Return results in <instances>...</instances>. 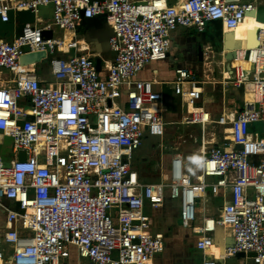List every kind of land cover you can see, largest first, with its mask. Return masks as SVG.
I'll use <instances>...</instances> for the list:
<instances>
[{
  "label": "built area",
  "instance_id": "1",
  "mask_svg": "<svg viewBox=\"0 0 264 264\" xmlns=\"http://www.w3.org/2000/svg\"><path fill=\"white\" fill-rule=\"evenodd\" d=\"M48 5L50 19L40 16ZM257 7L246 0H0V23L11 13L35 16L19 34L14 28L13 40L0 35V145L13 139L10 166L0 153V264H61L73 248L78 264H157L166 243L147 208L163 206L166 188L180 200V223L197 237L202 264H226L241 252L264 264V21L258 44L236 48L231 59L221 52L222 74L213 80L243 89L240 110L214 117L199 105L209 75L176 69L179 121L202 129L197 175L185 170L182 153L156 182L143 181L133 162L145 137L165 135L170 105L155 88L163 82L140 72L189 47L180 27L202 33L219 19L230 32L248 15L257 18ZM94 16L112 28L113 58L100 69L79 33ZM37 51L45 56L22 63ZM203 52L212 70L211 45ZM43 62L51 81L39 74ZM210 125L218 129L207 136ZM209 194L223 200L212 214L200 210ZM2 243L11 245L10 258Z\"/></svg>",
  "mask_w": 264,
  "mask_h": 264
},
{
  "label": "crops",
  "instance_id": "2",
  "mask_svg": "<svg viewBox=\"0 0 264 264\" xmlns=\"http://www.w3.org/2000/svg\"><path fill=\"white\" fill-rule=\"evenodd\" d=\"M175 1L176 0H173V2ZM246 1L254 2L257 5H264L263 0L262 1L261 0H246ZM52 15H53V7L51 5L43 6L41 8L40 10L41 17L50 19ZM34 20H35V16L32 12H29V11L17 12L16 14H13L12 22L5 24L3 27H0V35L6 38L7 40L11 41L14 38V28H15V33L19 34L21 31V24L23 22L25 21L31 22ZM103 21L106 22L104 17H103ZM178 32L181 33L183 37L186 38L187 40V42L183 41L182 44L184 46H189V47L187 49H183V50L171 53L169 57H167L166 59L158 61V62H154L153 66H150L152 64L146 66L139 74V76L142 78L158 79L163 82V83H157L155 85V88L158 90H161L164 93L167 101L170 102L169 108L172 106V108H170V118H174L177 115V111H178L177 103H176L177 96L173 94V85L171 81L174 80L176 76V69L179 67L194 70L197 77L200 79H204L205 75L207 76L209 75V78L211 79V81L203 85L204 91L202 94V99L199 102V105L205 108L206 110H208L209 112H211V114L214 117L216 116L219 117L220 115H222V113H229L232 111L234 112V111L240 110L242 107L243 98H244L243 89L236 88L235 86H232V85L225 86L222 83L216 82V81L213 82V80H216V79L218 80L221 77L223 67L220 61L222 60V57L217 55V57L214 59L213 69L209 70L207 69L208 65L205 63L206 59L204 56V52H203V58L202 60H200V58L197 55L198 47L194 48V46H196V40L202 46L206 44H210L211 39L214 40L213 37H209L211 35V32L207 31V32H202V33H196L194 29L187 28V27H180L178 29ZM79 33L82 38L86 39V32L83 26L79 28ZM204 33L208 35L206 38L202 37L201 39V35ZM193 36H196V40L195 38H193ZM175 38L178 40H181L179 36ZM87 42L90 45L91 53H93V56L96 59H101L102 62L108 59L112 60L113 53L109 49V40L104 44H102L100 41L95 40V39H92L91 41L88 40ZM175 53L176 55L174 58L175 60L174 64L172 63L169 64L168 62H164V61H167L170 58V56ZM41 65L44 68V72L42 74L43 77L47 79L48 81H51L53 78L49 74L48 63L43 62L40 64V66ZM179 107L181 108L182 104H180ZM198 126L199 125H197L196 127ZM148 137H154V136L145 137L143 145L145 144L146 138ZM174 154L175 153H171L169 155L166 154L161 157L163 166H162V171L160 172V175L149 176L142 172H139L137 169V171L139 172L140 178L145 182H156V181H161L163 179L165 180L167 178L166 169L168 168L170 159ZM228 198L229 197L227 196V200ZM222 203H223V200L220 196H213L212 194H209L208 199L205 202L204 208L202 207V204H201L200 210L201 212L205 210L207 213L212 214V213L218 212V210L222 206ZM172 206L176 208V217L180 220L179 218L180 203L173 204ZM165 216H167L166 212L161 214L159 223L165 220L164 219ZM152 221H153V224H155L156 222V224L158 225V222H157L158 220L153 219ZM179 227H182V229H186L181 225V223ZM223 230L224 228L221 229L222 233H223ZM159 231L161 232L162 229ZM182 231L184 230H181V228L178 230V228L175 227L174 229L167 232L166 235L168 236H167V239L165 240L166 250L162 254H160V258L157 259V264H202L201 252L195 246L197 237L194 234H191L187 230H185L184 233H181ZM226 233H227V241H231L232 236L230 234V231L226 230ZM3 234H4V229L0 228V235H3ZM170 239L173 241L172 242L169 241ZM186 241L188 244L184 243ZM169 242L175 243L177 245L171 246ZM190 242L191 244H189ZM178 246L180 248L179 250L176 249V247ZM1 247L4 249L6 258H10L11 257V245L6 244V243L4 245V243H2ZM236 257H245L248 260V264H253L250 261L249 257H247L246 255L245 256L238 255ZM79 261L80 259L77 255L76 249L73 248L71 252V256L63 258L61 260V264H78ZM246 264H247V261H246Z\"/></svg>",
  "mask_w": 264,
  "mask_h": 264
},
{
  "label": "rangeland",
  "instance_id": "3",
  "mask_svg": "<svg viewBox=\"0 0 264 264\" xmlns=\"http://www.w3.org/2000/svg\"><path fill=\"white\" fill-rule=\"evenodd\" d=\"M207 35L208 34L206 33L202 34L201 39L202 37L206 38ZM175 55L176 53L171 55L170 58L164 62H168L169 64L170 63L174 64ZM153 65L154 64L152 63V65L150 66ZM170 108H172V106ZM170 108H168L164 113V117L168 122L166 124L165 135L162 138L160 137L146 138L145 144L136 151L133 162L136 166V169H138L139 172H142L149 176H158L162 171L163 163L161 157L163 155L166 154L169 155L171 153H182L185 156V170L190 171L192 175H197L198 171L200 170V165L197 163V161L201 157L199 151L201 145L197 143V138L199 139L202 129L199 126L196 127L197 125H189L186 123H181L179 121L180 114H177V116L174 118H170ZM177 108L180 109L178 104H177ZM214 129L217 130L218 128L217 127L213 128L211 125L208 126L207 136H210L211 134L210 132ZM179 203L180 200L172 198L170 196V189L166 188L165 201L163 206L159 208H150V207L147 208V211L152 216V218L154 220H158L157 221L158 225L156 224V222L155 224H153L154 229L156 231L162 229L161 232L165 234L166 239L168 236L166 235L167 232L174 229L175 227H177L178 230L180 228L181 230H184L181 233H184L185 230H187L191 234H193L190 229H182V227H179L180 220L176 217V208L172 206L173 204H179ZM165 212L167 213V216H165L164 218L165 220L159 223L161 214ZM169 241L172 242L173 240L170 239ZM184 243L188 244L187 241ZM170 244L171 246L177 245L175 243H170ZM189 244H191V242ZM176 249L179 250L180 249L179 246L176 247ZM248 257H250V255ZM246 261L248 264V260L245 257H230L226 260V264H244V263L246 264Z\"/></svg>",
  "mask_w": 264,
  "mask_h": 264
},
{
  "label": "water",
  "instance_id": "4",
  "mask_svg": "<svg viewBox=\"0 0 264 264\" xmlns=\"http://www.w3.org/2000/svg\"><path fill=\"white\" fill-rule=\"evenodd\" d=\"M252 14H255L258 20L264 21V5H258L257 10L255 12H252ZM12 18H13V13H11V18L9 22H12ZM5 24L7 23L5 22L0 23V27H3ZM82 24L86 32L87 41L88 40L91 41L92 39H95V40L100 41L102 44H104L108 41V38L112 34V28L107 22L103 21L102 16H94L91 18L86 17L84 18ZM207 31L211 32V35L209 37H213L214 39H217L222 49L226 51L225 56L228 59L233 58L234 50L240 46V42L235 39V32L234 31H230V32L223 31L222 22L219 19L210 21L208 25L206 26V29L204 30V32H207ZM44 34L48 37H51L52 32L44 31ZM252 36H253L252 37L253 40L250 41V43L258 44L259 40L256 36V30H252ZM197 55L200 58V60H202L203 46L199 43H198V48H197ZM43 56H45L44 51L26 53L21 56V61L22 63L27 64V63H31L34 61H39ZM97 65H98V68L100 69L101 59H97ZM12 146H13V139L9 136H6L4 138V143L0 145V153L3 155L4 165L6 166H10L11 160L13 159ZM236 147L239 148L240 146L237 145ZM25 155H26L25 151H21L19 157L21 159H24ZM221 229H223V226L218 227V229L216 230L215 232L216 238L219 236V234L222 233ZM238 255L245 256V253L241 252Z\"/></svg>",
  "mask_w": 264,
  "mask_h": 264
},
{
  "label": "bare ground",
  "instance_id": "5",
  "mask_svg": "<svg viewBox=\"0 0 264 264\" xmlns=\"http://www.w3.org/2000/svg\"><path fill=\"white\" fill-rule=\"evenodd\" d=\"M262 24V21H259L254 15H248L246 19L242 21L240 25L233 30L235 32V39L240 42L239 48L243 49L256 45L250 43V41L253 40L252 30H256L259 26H262ZM241 63L245 64L244 62Z\"/></svg>",
  "mask_w": 264,
  "mask_h": 264
},
{
  "label": "flooded vegetation",
  "instance_id": "6",
  "mask_svg": "<svg viewBox=\"0 0 264 264\" xmlns=\"http://www.w3.org/2000/svg\"><path fill=\"white\" fill-rule=\"evenodd\" d=\"M210 45L212 47V52H213V57L214 59L217 57V55L221 56V52L223 51L222 47L220 46L219 42L217 41V39H211ZM164 236V240H166L165 238V234L163 233ZM165 250H166V246H165ZM164 250V251H165ZM160 258V255L158 256L157 259Z\"/></svg>",
  "mask_w": 264,
  "mask_h": 264
},
{
  "label": "trees",
  "instance_id": "7",
  "mask_svg": "<svg viewBox=\"0 0 264 264\" xmlns=\"http://www.w3.org/2000/svg\"><path fill=\"white\" fill-rule=\"evenodd\" d=\"M209 22H210V21H209ZM209 22H208V23H209ZM208 23H207V25H208ZM207 25H206V26H207ZM38 70H39V74H40L41 78H44L43 75H42L43 72H44V68L42 67V65H41V66L38 65ZM240 92H241V91H240ZM242 105H243V103H242ZM241 108H242V107H241Z\"/></svg>",
  "mask_w": 264,
  "mask_h": 264
}]
</instances>
